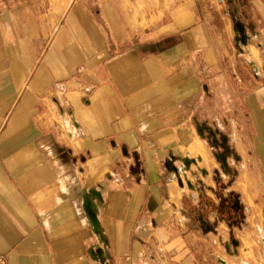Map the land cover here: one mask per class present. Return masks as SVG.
I'll list each match as a JSON object with an SVG mask.
<instances>
[{
  "label": "crops",
  "instance_id": "0c3cea01",
  "mask_svg": "<svg viewBox=\"0 0 264 264\" xmlns=\"http://www.w3.org/2000/svg\"><path fill=\"white\" fill-rule=\"evenodd\" d=\"M97 1L0 0V264H228L175 182L198 163L210 197L233 154L234 222L264 215V0Z\"/></svg>",
  "mask_w": 264,
  "mask_h": 264
},
{
  "label": "rangeland",
  "instance_id": "374dc122",
  "mask_svg": "<svg viewBox=\"0 0 264 264\" xmlns=\"http://www.w3.org/2000/svg\"><path fill=\"white\" fill-rule=\"evenodd\" d=\"M147 1V11L148 12H154L156 9L161 10L162 12H165L166 10L170 9L171 3L179 4L181 0H146ZM225 6H228V0H222ZM80 2L83 3L84 8L86 9L88 14L91 12H95L97 9V0H80ZM240 5V4H239ZM229 7V6H228ZM230 8V7H229ZM233 8L231 7V10ZM197 13L201 14L202 9H196ZM198 14V15H199ZM199 17V16H198ZM239 20L241 19L238 17ZM202 19V18H201ZM242 19H244V16H242ZM241 21V20H240ZM248 22V20L246 21ZM175 41L182 42V38L180 36L178 38H172L169 40H166L167 44L174 43ZM239 47L241 48L236 49V54L241 56V60H244L248 58L249 60H252L254 55H252V51H256L255 46H244L241 41L239 42ZM218 123V122H217ZM220 124V123H219ZM220 124V128H216L221 134L223 133L224 136H228L230 134V129L223 127ZM224 129H223V128ZM207 136V135H206ZM210 144H208L209 148L212 150L213 154H220L219 151L215 150L213 147V144L209 141ZM233 147L227 146V152L226 154L233 153ZM202 156V158H206V155H204L202 152L199 154ZM215 158V166L217 168V172H211L212 180L211 185L216 190L215 193H209L210 197H202L200 200L196 203L192 202V197L190 199V196H193L194 191L193 188L189 185L192 184L196 189L199 187V184L201 185L200 178L204 180V175L201 172V168L199 167L198 163L196 166L194 164H190V167L188 171H186V167L180 163V167L183 168V176H181L180 181L183 183L182 185L179 184V182H175V185L178 189V198H180L183 194V202L181 206V214H178L179 218H186L187 224H184V228L187 229V231H192L200 235L208 236V238H212L209 236H217L220 232H222L226 238V241H219L217 239L213 241L207 240V243L209 247H211V250H215V256L219 255L223 260H225L228 264H264V244L262 242V239H264V215L260 212L258 215H251L248 219V221L251 223V226L245 225L244 228L237 225L234 222V212H235V205L238 202V197L236 196V193H233L232 190H234L236 187L232 186L236 176V172L239 170V163L237 160H235V157L233 154L229 155V161L231 162L230 171L225 170L222 168L221 163V157ZM213 162V161H212ZM237 166V167H236ZM186 172V173H185ZM247 181V180H245ZM247 182H245L246 184ZM244 184V183H243ZM183 191V193H182ZM197 194V193H195ZM244 195H249L247 193H244ZM210 198V199H209ZM194 200V199H193ZM210 200H212V203H210ZM200 201L202 203H200ZM257 217L258 225L254 222V219ZM227 221L226 223H221L218 225V221ZM230 232H233V236L236 240H241V246H233L234 244L230 240ZM211 234V235H210ZM213 236V237H214ZM202 242V241H201ZM224 242H226L230 250L233 252V254H238L235 250H239L241 254V258H235L234 261L230 260L229 253L226 252L224 249ZM150 249L152 254H154L155 246L153 242L151 241ZM226 244V245H227ZM239 247V249H238ZM235 251V253H234ZM150 255V254H149ZM153 256V255H152ZM217 260V259H216ZM219 264V263H218Z\"/></svg>",
  "mask_w": 264,
  "mask_h": 264
},
{
  "label": "water",
  "instance_id": "95a60500",
  "mask_svg": "<svg viewBox=\"0 0 264 264\" xmlns=\"http://www.w3.org/2000/svg\"><path fill=\"white\" fill-rule=\"evenodd\" d=\"M236 29H237V32L240 36V39H241V42L242 43H245L246 42V36H245V28H244V25L241 23V22H238L236 23ZM186 165L188 166L189 165V162H185ZM222 163L225 164L226 163V160L225 159H222ZM86 212L88 213L89 217L91 218V221L93 223V227L95 228V230L97 232H99V223L96 219V215L94 214V212L91 210V208L89 206H87L86 208Z\"/></svg>",
  "mask_w": 264,
  "mask_h": 264
},
{
  "label": "built area",
  "instance_id": "2783aa9c",
  "mask_svg": "<svg viewBox=\"0 0 264 264\" xmlns=\"http://www.w3.org/2000/svg\"><path fill=\"white\" fill-rule=\"evenodd\" d=\"M224 159V158H223ZM221 160H222V158H221ZM225 160H226V163L225 164H223V163H221V166H222V168L223 169H225V170H229L230 171V167H231V162L229 161V158H225ZM235 160H236V158H235ZM232 168V167H231ZM235 173H236V170H235ZM179 182H180V185H182L183 183L179 180ZM191 187H193L192 186V184H189ZM195 193H197V194H195ZM199 193L196 191V192H194V194H193V196H191L192 197V199H195V200H197L198 199V197H199ZM263 242V241H262ZM264 244V243H263ZM150 259H152V257H150Z\"/></svg>",
  "mask_w": 264,
  "mask_h": 264
},
{
  "label": "bare ground",
  "instance_id": "6f19581e",
  "mask_svg": "<svg viewBox=\"0 0 264 264\" xmlns=\"http://www.w3.org/2000/svg\"><path fill=\"white\" fill-rule=\"evenodd\" d=\"M263 243H264V239H262Z\"/></svg>",
  "mask_w": 264,
  "mask_h": 264
},
{
  "label": "flooded vegetation",
  "instance_id": "af4514ba",
  "mask_svg": "<svg viewBox=\"0 0 264 264\" xmlns=\"http://www.w3.org/2000/svg\"><path fill=\"white\" fill-rule=\"evenodd\" d=\"M228 158V157H227Z\"/></svg>",
  "mask_w": 264,
  "mask_h": 264
}]
</instances>
